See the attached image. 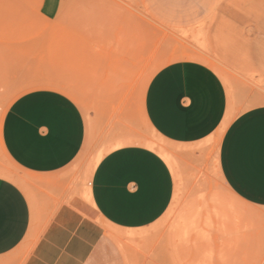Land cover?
I'll return each mask as SVG.
<instances>
[{"label": "rangeland", "instance_id": "rangeland-1", "mask_svg": "<svg viewBox=\"0 0 264 264\" xmlns=\"http://www.w3.org/2000/svg\"><path fill=\"white\" fill-rule=\"evenodd\" d=\"M43 3L0 0V115L54 90L84 116L87 140L66 176H38L3 153L0 176L41 195L42 214L77 188L83 196L104 159L145 152L174 191L139 236L152 239L155 264H247L257 247L251 264H264V0H62L53 20ZM205 93L209 117L187 95Z\"/></svg>", "mask_w": 264, "mask_h": 264}, {"label": "crops", "instance_id": "crops-1", "mask_svg": "<svg viewBox=\"0 0 264 264\" xmlns=\"http://www.w3.org/2000/svg\"><path fill=\"white\" fill-rule=\"evenodd\" d=\"M61 1L44 0L43 16L55 19ZM187 95L190 110H204L209 117V95ZM201 127L191 139L209 133V123ZM87 134L86 120L71 98L54 90L31 91L0 115V157L3 153L38 176H66ZM150 157L126 150L104 159L83 196V187L77 188L68 201L46 204L42 214L36 208L41 195L33 196L0 176V264L157 263L152 239L139 236L168 212L174 191L160 163ZM70 181H56L60 197Z\"/></svg>", "mask_w": 264, "mask_h": 264}, {"label": "bare ground", "instance_id": "bare-ground-1", "mask_svg": "<svg viewBox=\"0 0 264 264\" xmlns=\"http://www.w3.org/2000/svg\"><path fill=\"white\" fill-rule=\"evenodd\" d=\"M122 65V64H121ZM128 65V64H127ZM145 66V65H144ZM154 68V66H153ZM155 70V69H154ZM115 76V75H114ZM127 77V76H126ZM150 78V77H149ZM143 141V140H142ZM116 148V146H115ZM111 149V148H110ZM167 161V160H166ZM251 250V249H250ZM261 253V247H257L255 248L253 251H250V253L248 254V263L247 264H251L252 260L254 259V256H256L257 254ZM246 254V253H245Z\"/></svg>", "mask_w": 264, "mask_h": 264}]
</instances>
